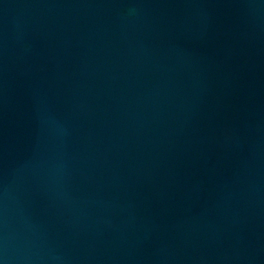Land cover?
Segmentation results:
<instances>
[{
	"label": "water",
	"instance_id": "water-1",
	"mask_svg": "<svg viewBox=\"0 0 264 264\" xmlns=\"http://www.w3.org/2000/svg\"><path fill=\"white\" fill-rule=\"evenodd\" d=\"M0 264H264V0H0Z\"/></svg>",
	"mask_w": 264,
	"mask_h": 264
}]
</instances>
